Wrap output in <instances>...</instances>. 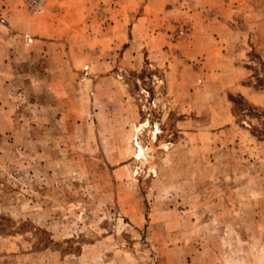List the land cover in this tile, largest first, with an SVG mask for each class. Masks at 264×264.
Masks as SVG:
<instances>
[{
  "label": "rangeland",
  "instance_id": "obj_1",
  "mask_svg": "<svg viewBox=\"0 0 264 264\" xmlns=\"http://www.w3.org/2000/svg\"><path fill=\"white\" fill-rule=\"evenodd\" d=\"M0 264H264V0H0Z\"/></svg>",
  "mask_w": 264,
  "mask_h": 264
},
{
  "label": "bare ground",
  "instance_id": "obj_2",
  "mask_svg": "<svg viewBox=\"0 0 264 264\" xmlns=\"http://www.w3.org/2000/svg\"><path fill=\"white\" fill-rule=\"evenodd\" d=\"M139 128V127H138ZM158 128H155V130H154V134H156L157 132H158ZM142 153H143V150H142ZM141 156V155H140Z\"/></svg>",
  "mask_w": 264,
  "mask_h": 264
},
{
  "label": "trees",
  "instance_id": "obj_3",
  "mask_svg": "<svg viewBox=\"0 0 264 264\" xmlns=\"http://www.w3.org/2000/svg\"><path fill=\"white\" fill-rule=\"evenodd\" d=\"M235 101V100H234ZM237 103V101H235Z\"/></svg>",
  "mask_w": 264,
  "mask_h": 264
}]
</instances>
